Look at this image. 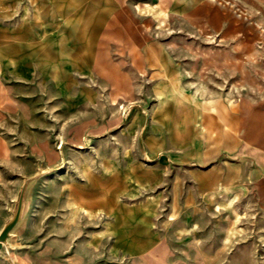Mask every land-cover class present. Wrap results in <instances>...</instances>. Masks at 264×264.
Listing matches in <instances>:
<instances>
[{
    "label": "rangeland",
    "instance_id": "1",
    "mask_svg": "<svg viewBox=\"0 0 264 264\" xmlns=\"http://www.w3.org/2000/svg\"><path fill=\"white\" fill-rule=\"evenodd\" d=\"M248 2L219 0L216 30L199 23L157 39L131 8L125 37L63 8V31H92L89 70L64 49L55 81L0 70V233L21 200L0 264H264V168L240 150L244 139L203 154L184 109H157L162 61L195 96L264 103V0ZM10 24L0 20V66L21 62ZM151 44L171 52L128 51Z\"/></svg>",
    "mask_w": 264,
    "mask_h": 264
},
{
    "label": "crops",
    "instance_id": "2",
    "mask_svg": "<svg viewBox=\"0 0 264 264\" xmlns=\"http://www.w3.org/2000/svg\"><path fill=\"white\" fill-rule=\"evenodd\" d=\"M245 2L251 3L248 0ZM63 8H67V15L70 16L67 20L71 22H92V15H100L101 21L109 26L103 28V36L107 37H125L121 29V15L131 8L133 13L140 15L139 21L148 26L150 37L156 39L163 36L165 30L192 29L199 23L216 30L221 26L222 14L219 0H0V20L11 23L5 31L11 39L9 42L22 50L19 66L11 59L1 65L0 70L13 74L18 70L17 76L24 79L34 74L39 79H45L50 74L55 81L64 69L63 49L77 57L82 69L89 70L88 55L92 51L87 39L93 36L92 31H63ZM136 30L131 37L143 36L141 30ZM65 38H83L85 41L71 40L68 43L63 41ZM128 51L151 55L171 52L168 46L153 44ZM76 62L74 64L78 68ZM160 67L161 77L156 88L159 96L157 109L162 111L170 103H175L185 110L184 128L193 133L190 137L192 149L203 148V154H207L204 147L215 141L230 149L242 138L244 141L240 150H245L264 168V103H235L231 97L195 96L181 84L182 74L172 63L162 61ZM154 139L151 136L147 140L151 147ZM248 143L256 144L262 150Z\"/></svg>",
    "mask_w": 264,
    "mask_h": 264
},
{
    "label": "water",
    "instance_id": "3",
    "mask_svg": "<svg viewBox=\"0 0 264 264\" xmlns=\"http://www.w3.org/2000/svg\"><path fill=\"white\" fill-rule=\"evenodd\" d=\"M20 203H21V200H20ZM20 203L18 204V207H17V210L15 212V215H14V219L13 221L7 225L0 233V245H1V242L5 239L6 237V234H7V230L9 229L10 226H12V224L17 220L18 218V215H19V212H20Z\"/></svg>",
    "mask_w": 264,
    "mask_h": 264
}]
</instances>
